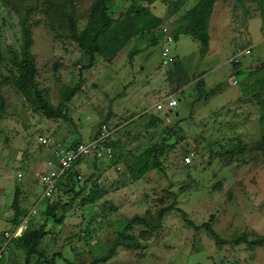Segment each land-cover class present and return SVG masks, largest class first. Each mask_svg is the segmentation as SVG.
Segmentation results:
<instances>
[{
  "label": "rangeland",
  "instance_id": "374dc122",
  "mask_svg": "<svg viewBox=\"0 0 264 264\" xmlns=\"http://www.w3.org/2000/svg\"><path fill=\"white\" fill-rule=\"evenodd\" d=\"M197 2L108 1L104 14L110 24L93 44L98 53L90 56L76 48L70 28L76 35L84 28L89 34L98 31V20L91 19L97 0H0V249L6 242L2 232L19 225L21 231L43 226L44 237L28 264L264 260V248L251 244L264 235V127L258 122L259 100L247 92L255 77L234 78L233 63L227 62L233 52L249 45L255 65L246 71L254 72L264 60V0H214L204 25L205 51L195 40L197 50L179 43L173 49L178 56L174 66H159L161 45L148 38L150 46L136 58L140 63L145 59L143 70H127L138 71L137 84L161 80L148 93L164 94L153 105L171 96L178 101L168 121L167 114L148 111L149 104L137 112L133 104L117 103L130 76L115 81L112 65L123 60L125 67L128 53L136 54L141 41H133L132 35L139 39L143 33L137 32L138 24L146 28L144 36L155 33L158 26L174 35ZM23 24L32 40L35 87L50 109L59 110L67 121L47 118L33 91L17 86ZM238 60L243 70L246 58ZM106 65L112 67L102 70ZM231 77L235 86L229 84ZM181 88L184 92L175 93ZM70 91L75 100L67 103L64 98ZM99 123L112 127L113 162L85 159L74 168L88 178L85 183L73 193L60 191L37 203L40 187L30 176L40 159L36 138L71 144L88 138ZM156 163L158 168L153 167ZM16 173L25 180L16 183ZM52 200H59L53 213L62 219L59 224L45 216ZM164 208L170 210L158 223ZM136 219L145 226L134 224ZM202 224H208L224 244L214 245L199 228ZM116 242L125 245L113 248L108 260L95 263Z\"/></svg>",
  "mask_w": 264,
  "mask_h": 264
},
{
  "label": "trees",
  "instance_id": "16d2710c",
  "mask_svg": "<svg viewBox=\"0 0 264 264\" xmlns=\"http://www.w3.org/2000/svg\"><path fill=\"white\" fill-rule=\"evenodd\" d=\"M110 0H97V3L94 6V9L92 10V18L91 19H97L98 24L100 25L98 31L94 32L93 34H89V28H84L78 35L74 32L73 28H70V34L73 43L76 45V48L80 51H86L90 56H93L97 52L96 47L93 46V44L96 43L98 39H100L101 32L106 30L105 28L110 24V21L108 20L107 16H105L104 11L106 9V3ZM214 0H198L195 6H193L185 15L184 18H186L187 22L182 28V30H177L174 35H172L173 39H176L179 35H185L189 36L191 39L197 41L199 44V47L201 51H205L207 47V37L204 33V25L206 20L208 19L210 15V8ZM26 25V24H25ZM88 40V41H87ZM90 43L92 48H88L87 44ZM32 44L31 35L29 33V29L23 25H21V35H20V43L18 47V71L16 76V83L20 90H30L33 91V96L35 99L36 104L40 107V110L43 112V114L47 118L52 119H61L64 121H67L64 115L60 113L59 110L53 111L50 109V107L45 103V101L42 98V95L40 91H38L34 84V76L36 73V69L33 62V57L30 53V47ZM233 68H236L237 65H232ZM264 70V62L259 64L255 69L254 72H249L248 77H255L253 82L247 86V92H249V95L252 96L255 99L259 100V118L258 122L261 123L264 127V76L263 71ZM255 73V74H254ZM216 89V88H215ZM214 91L210 90V93L212 94ZM74 91H70L69 95L64 98V101H67L70 99V97L74 94ZM63 101V102H64ZM112 147V146H111ZM78 162H75L73 167L77 165ZM154 168H158V165L153 166ZM77 175V172L72 168V172L68 173L66 176V182L63 186H59L57 188L55 194L53 196H57L58 193H61L63 195L73 193L75 187L79 184L75 180V176ZM88 179V178H87ZM83 184V183H82ZM53 196L51 199H53ZM58 198V197H57ZM50 199V200H51ZM54 201V202H53ZM59 200L55 201L52 200L50 203V208H48V211H46V218L49 219H55V215L53 214L55 212V206H57ZM54 203V204H53ZM169 208L161 209L157 215V222L159 223L163 213L169 211ZM184 219V218H183ZM56 223H61L62 219L57 218L54 220ZM136 225H142L145 226L143 221L136 219V221H133ZM184 222L191 226L193 229H197V227H194L189 221L184 219ZM129 224H132L130 221ZM129 224L127 227H130ZM43 226L39 227L38 230H24L21 232L19 237L14 241L17 248L24 254V264H28L29 258L31 256H34L36 254V248L41 241V239L44 237L43 232ZM199 228L203 229L206 234L210 237V239L213 241L214 245L219 246L224 244V241L218 239V237L212 232L211 228L208 224H202ZM3 235V234H2ZM126 238H122L121 240H125ZM232 244L237 245L238 242L234 241ZM251 244H253V247L264 246V235L261 240L253 241ZM125 245L124 242H116L114 246L108 251L106 256L101 258L97 262H104L112 257L113 248L118 246Z\"/></svg>",
  "mask_w": 264,
  "mask_h": 264
},
{
  "label": "built area",
  "instance_id": "2783aa9c",
  "mask_svg": "<svg viewBox=\"0 0 264 264\" xmlns=\"http://www.w3.org/2000/svg\"><path fill=\"white\" fill-rule=\"evenodd\" d=\"M160 32L163 34V45L160 56L163 61L171 62L172 58L169 57V54L173 48L172 36L165 27H162ZM240 54H249V49L237 52L231 59L233 64L237 63L235 57ZM176 105L177 101L174 98H163L153 105L152 110L155 113H162L171 111ZM111 134L112 130L102 125L99 127L95 136L88 142H78L69 146H63L62 144L55 143L44 137H37L36 143L38 147L46 149L50 154L47 160L40 162L36 168L30 172L31 178H33L40 187V195L37 199V203L49 201L55 194L57 188L65 184L67 174L71 173L72 168L74 169L83 160L89 158L95 163L113 162L112 147L110 144ZM189 160V157H185L183 161L185 164H188ZM75 162L78 163L73 167ZM21 179L22 174L17 173L16 181L20 182ZM75 180L79 183H85L87 177L77 173ZM19 235L20 229L18 228L9 234L3 233V237L7 242L14 241Z\"/></svg>",
  "mask_w": 264,
  "mask_h": 264
},
{
  "label": "crops",
  "instance_id": "0c3cea01",
  "mask_svg": "<svg viewBox=\"0 0 264 264\" xmlns=\"http://www.w3.org/2000/svg\"><path fill=\"white\" fill-rule=\"evenodd\" d=\"M156 17L159 20L161 19V15H158ZM140 27L141 26L138 24L137 28H138L139 31H137V32H143V33L146 32L147 33L146 28H140ZM161 28H162V26H158V28L156 29L155 33L153 32L152 35L144 36V34L142 33V35L139 36V39H138V36H136V33H134V35H132V40L136 41L135 39H137V41L138 40L141 41L140 44H139L140 45L139 49H136L137 51L135 50L136 54L132 55V54L128 53L130 56H129V58L126 56V58H127V63H126V66H125L126 68L124 67L123 60L121 62H118L116 64L114 63L112 65L115 68V70H116V74L115 75L113 74L115 81L118 79V77H120V78L123 77V80H124V76L125 75L130 76V81H127L124 85L121 86L122 87V93L118 94V96H119L118 98H119L120 101H118L117 103L124 102L125 104L127 103L129 105L133 104V105L136 106V108H138V109H136L137 112L141 111L143 105H146V104L150 105V107L148 108V111H153L152 110V107H153L152 103L155 102L157 99H160V98L164 97L163 96L164 94H159V95H155V96H152V97H150L151 95L148 94L150 91H152V89H153V87L155 85L159 84V82L161 81L160 79L156 80L157 81L156 84H154L153 82L150 83L146 79H144L141 83L137 84V83H135V81H136V79L138 77L137 76V72L138 71L136 73H134V74H131V71L127 70L128 68H131L133 71L138 70V68H140V71L143 70V68L140 65L145 61V59H143L141 61V63H140V61H137L136 58L140 57L141 55L144 56V52L147 49V46L148 47L150 46V42H149L148 38L152 37V39H154L156 42L159 40L157 43L161 45V47L159 49V52H158L159 59L161 60L160 61L161 63L159 64V66H161V67H163L164 65L167 66L168 64H171V66H174V64L176 62V59L178 58V56L174 52V50L176 49V46L179 43H180V47L184 46V43H185L186 46L187 45L191 46V48H194L195 50L198 49L196 42L194 40H192L189 36L179 35V36H177L176 39L172 38V40H173V46L172 47L173 48H172V50L170 51V54H169V57L172 58V61L171 62H167L165 60L163 61L161 56H160L161 48H162V45H163V34L160 32ZM183 40H185V42H183ZM258 42H260V40ZM136 43L137 42H135V44ZM208 48L210 50V40L208 41ZM246 49H252V46L249 45V46H246L245 49H242L240 51L237 50V51L233 52L232 57L235 54H237V52H242L243 50H246ZM240 56H243V57L246 58V60H244V68H243V70L240 69V62L238 60L237 61V63H238L237 68H233V66H230V73H231V75H233L234 78H239L240 80H244V78L248 77L249 72L251 71V69L246 71L245 68L248 69V68H250V66L252 67L255 64H254V61H252V58H249V54H247V55L240 54L239 56L235 57L236 60ZM232 57H231V59H232ZM231 59H230V62H229V60L227 61L229 64L231 63ZM263 61H261L260 63H263ZM112 66L106 65V67L103 68L102 70H105L106 68H108V67L110 68ZM135 66H136V68L133 69V67H135ZM159 66H158V68H159ZM167 67H169V66H167ZM163 68H165V67H163ZM117 73L119 74L118 76H117ZM165 73H167V72L165 71ZM234 78H232V77L230 78V83L229 84L231 86H232V83L234 84L233 86H235V83H234V80H233ZM125 89H127L128 92L124 91ZM182 91L184 92V88L176 90L175 93L176 92L177 93H182ZM171 97L174 98L173 96H171ZM70 99H72V100H70ZM70 99H69L70 101L67 100V103H71L73 100H75V94H73L70 97ZM177 106H178V101H177L176 107ZM173 110H174V108L171 111L162 112V113L167 114V121L169 120L168 119V114H170ZM140 113H142V112H140ZM140 115L141 114H139V116ZM102 125H103V123H99L98 127H96V129L91 133V135L88 138L86 137L82 141H77L76 140V142H73L71 144H63V143H59V142H55V143L62 144L63 146H69V145H73V144L78 143V142H88L90 139H92L95 136L96 132L99 130V127L102 126ZM108 128L110 130H112V127L108 126ZM112 133H113V131H112ZM111 136H112V134H111ZM35 142H36V140H35ZM40 149H41V152L39 153L40 154V157H39L40 159L38 158L39 161H38V163L35 166H37L40 162H42L43 160H47L50 157V154H49V152L46 149H43V148H40ZM91 161L94 162L93 160H91ZM83 162H85V161L83 160L81 163H83ZM16 174H15V180H16ZM23 180H25V179H24V175L22 174V179H21L20 182H22ZM15 182L16 183H20V182H17V181H15ZM17 228L20 229V234H21L22 231H21V227L19 225L18 226H14L10 231L9 230H4L2 232V234L3 233H8L9 234L10 232H13ZM254 248H264V247L256 246ZM250 253H253V252H250ZM256 255L257 254L255 253V256ZM263 255H264V253H263ZM0 264H24V254L19 250V248H17V246H16V244L14 242L13 243H10V242L8 243L6 241L5 243H3L1 245V249H0ZM250 264H264V260H263V258H255V259L253 258L252 261L250 262Z\"/></svg>",
  "mask_w": 264,
  "mask_h": 264
}]
</instances>
